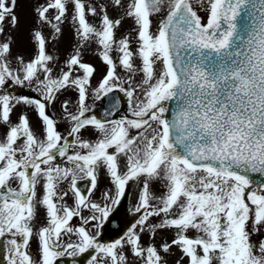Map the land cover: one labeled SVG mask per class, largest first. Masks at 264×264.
Listing matches in <instances>:
<instances>
[{
  "label": "snow or ice",
  "instance_id": "1",
  "mask_svg": "<svg viewBox=\"0 0 264 264\" xmlns=\"http://www.w3.org/2000/svg\"><path fill=\"white\" fill-rule=\"evenodd\" d=\"M17 6L0 264H264V0H30L23 43Z\"/></svg>",
  "mask_w": 264,
  "mask_h": 264
},
{
  "label": "rangeland",
  "instance_id": "2",
  "mask_svg": "<svg viewBox=\"0 0 264 264\" xmlns=\"http://www.w3.org/2000/svg\"><path fill=\"white\" fill-rule=\"evenodd\" d=\"M17 15L19 17V29H18V37L20 38L21 43L26 42L27 40V33H28V29L31 27L32 24V14H31V8H30V0H17ZM128 27L127 22L124 25V28L122 29V31L126 30ZM68 48V38H67V33L66 36L64 38V40L61 43V49L66 50ZM85 59H94L91 54H87L85 56ZM58 107H57V111H58ZM15 115H13V120H15ZM30 118L35 121L36 117L34 116V114L30 113ZM58 127L59 129H65L66 128V124L63 121H58ZM132 194H134V188L132 190ZM131 203H134V198L131 195Z\"/></svg>",
  "mask_w": 264,
  "mask_h": 264
},
{
  "label": "flooded vegetation",
  "instance_id": "3",
  "mask_svg": "<svg viewBox=\"0 0 264 264\" xmlns=\"http://www.w3.org/2000/svg\"><path fill=\"white\" fill-rule=\"evenodd\" d=\"M43 214V210H41V212H40V215H42ZM75 219V218H74Z\"/></svg>",
  "mask_w": 264,
  "mask_h": 264
}]
</instances>
